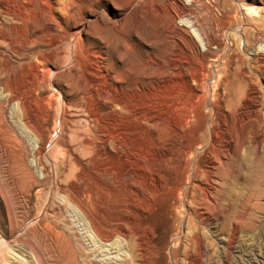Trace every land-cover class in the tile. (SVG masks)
<instances>
[{
	"label": "rangeland",
	"instance_id": "rangeland-1",
	"mask_svg": "<svg viewBox=\"0 0 264 264\" xmlns=\"http://www.w3.org/2000/svg\"><path fill=\"white\" fill-rule=\"evenodd\" d=\"M182 1L185 11L176 0H0V264H264V41L252 36L264 37V0ZM57 51L60 69L48 60ZM100 65L135 103L143 78L156 97L183 81L191 120L176 132L171 111L154 109L149 130L131 124L126 138H149L150 171L111 155L107 173L81 181L87 204L74 205L53 186L67 168L55 139L86 123L71 107L62 124L60 103L89 101ZM32 68L53 74L34 98L43 151L13 97ZM128 115L112 105L102 117L120 126Z\"/></svg>",
	"mask_w": 264,
	"mask_h": 264
},
{
	"label": "bare ground",
	"instance_id": "bare-ground-1",
	"mask_svg": "<svg viewBox=\"0 0 264 264\" xmlns=\"http://www.w3.org/2000/svg\"><path fill=\"white\" fill-rule=\"evenodd\" d=\"M176 1H177L176 3L179 4L181 9L187 10L186 7H185V3L182 0H176ZM188 8H189V6H188ZM176 27L177 26H175V28ZM182 30H184V29H182ZM185 32H187L186 29H185ZM206 32L207 33L204 35L205 36L204 42L206 41L209 44L213 43L215 41V36L213 34H211L212 31H209L210 33L208 31H206ZM202 33H204V31ZM252 36H253V40H255V41H258V42L259 41H264L263 35L258 30H256ZM59 53H60V51L59 52L57 51L56 55H54V56L51 55V56L48 57L49 61L53 60V62L52 61L51 62H52V65H53L54 69L59 68L58 64L60 62H57V56H59L58 55ZM90 54L93 55V53H90ZM98 54L99 55L94 54L95 57H97L99 59H103L104 55L101 52H99ZM74 57L77 58V55L74 56ZM76 60H78V58ZM90 61H92V60H90ZM98 62H99V60L97 61V63ZM75 63H77V62H75ZM80 64H82V63L80 62ZM181 65L182 64H179V63L177 64L176 63V71H174V72L177 75H181ZM89 66H90V64H89ZM103 66H104V70H103ZM80 67H82V66L80 65ZM94 67L95 68L93 70V75L89 79V85L91 86V90H90L91 98H90V100L87 101L89 97L87 98L86 94L84 93L81 96L79 95L80 97L75 102L66 103L64 100H61L62 102L60 103L61 104V106H60L61 107L60 117H62V119L64 121L62 124L66 125L67 120H68V114H69V113L67 114V110L70 109L71 107L75 108V109H78V110H80V111H82L84 113L83 119H84V121L86 123L85 127H79L77 125H74L73 127H69L67 130H65V132L63 133L62 137H56L57 139H55L57 144H58V146H59V148H58L59 149V154H61V157H62L63 163H62V161H61V163L64 166L66 165L67 168H66V170L63 171L62 175L60 174L61 176H59L58 179H53V186H54V189L56 191L61 192L64 195L65 200H67L68 202L70 201L74 205H86L87 204L86 203V199H85V195H84L85 194L84 193V188L85 187H83V185L81 184V181L85 180L88 175L94 174V172L100 173L103 170H104V172H106L108 168L105 169L107 167V166L105 167V165H106L109 157L115 156L116 157L115 161L117 159H119L121 161H124V163H125V165L127 167L135 168V169L137 168L138 171L140 169L141 172L144 173V174H147L148 171H150V166H151V163H152V153H151L152 149L150 148L149 138L146 137V136L143 137V138L139 137L137 142H136V140L135 141L132 140L133 137H132L131 140L126 138V134H128L127 132L130 131L129 126L131 124H132L131 127L134 130V126L133 125L135 123L137 124V122H138V124L143 126V127L142 126L141 127H142V129L144 128L143 130L145 132V130L146 131L149 130L150 126L155 124V122L157 120L161 119L160 118V114L164 110H165V112L166 111H171V113L173 115V118H174V124H173L174 126L172 127V129L174 131H176V132L178 130H180V129L185 130L186 128L184 129V127L191 120V119L188 120L189 116L191 118V115H189L191 113L189 111H188L189 114H188V112L187 113L183 112L184 111V109H183V103L184 102H183L182 93H183V88L185 86V84L183 85V81L175 82L174 87L172 88V90L171 89H170V91L168 90L169 93H167L166 91L164 92V91H162L160 89L161 91H159V92H161V94H160V96L156 97L154 95L155 93L152 92V88L154 87L152 85V83L149 80H145L143 78L141 86L140 85L137 86V88L139 90L138 91L139 95L137 96L136 103H135L134 102L135 100L133 101V100L130 99L135 94L133 96H131V97H129L128 95H126L128 97H122L120 95L114 94L113 90L114 91L117 90V87H118L117 84H116V81H119L118 78L114 77V76H117L116 72H115L116 75L113 76V74H114L113 73L112 76H111L109 71L105 70V68H106L105 65L97 66V68H96V66H94ZM38 69H36V68H32L31 69L30 79L27 80L29 82L24 87V90L22 92L14 91L13 92V97L18 100L20 108L25 113L24 115H26L25 118H27V121L30 123V125L33 127V129L36 131V133L39 135V140L38 141L40 142V144L38 143L39 146H37V149L39 151H43V150H45L44 149L45 148V139H46L47 134L45 133L43 125L38 121V118L36 117V111H35V107H34V98L36 99L37 97H39L38 94H42V96H45L43 93H39V92H41V90L45 89L46 85H50V86L54 87V84H53V81H52L53 74L52 75L50 74V71H51L50 69L51 68L48 70V73L45 76H43L42 72L40 70H38ZM110 69H111V67H110ZM87 71H89V70H87ZM162 72L165 73V72H168V71H167V69L166 70L164 69ZM53 73H55V72L53 71ZM193 78L195 80H199L201 78L200 77V73L197 70L194 72ZM120 79L122 81V78H120ZM119 83H121V82H119ZM121 84H123V83H121ZM122 88H124V87L122 86ZM126 88L128 89V86H126ZM251 90H253V88ZM240 92H241V90L239 89L238 93H240ZM195 93H193V91H192V94H194L193 95L194 99H195L196 94H197V93L196 94ZM257 93H259V92H257ZM136 94H138V93H136ZM256 96L259 97L260 95L257 94ZM239 97H240V95H239ZM247 97L248 96L245 97V100H246ZM133 99H134V97H133ZM240 99H241V97L239 98V100ZM250 99H252V98H250ZM258 101H260V100H258ZM252 102H254V101H252ZM45 103H46V101H45ZM248 103L249 102L247 100L244 103L245 106H248ZM255 104H256V102H255ZM257 104H258V102H257ZM112 105L113 106L114 105L117 106V108L119 110H122V112L123 111H125V112L128 111L129 115L126 118L123 119V120H125L124 122H126L125 125H123L121 123L120 126H119V124L117 122H115V123L114 122L106 123V121H104V118L102 117L103 111L104 112L105 111H109V110L111 111L112 110ZM252 105H253V103H252ZM262 105H264V104H262ZM155 107H157V108H155ZM179 108H182L183 110L179 109ZM241 108H243V107H241ZM254 108H256V106ZM258 108H260V106ZM154 109H156V110L158 109L157 110L158 112H160V110H162V111L160 112V114L158 112H157L158 114H154L153 113ZM244 109L243 110L241 109L242 110V113H241L242 119H243V117L247 118L243 114ZM49 110H51V109H49ZM245 110H248V109H245ZM259 110L260 109H258V111ZM251 114H252V112H251ZM196 115H197V113H196ZM223 115L224 114H222V116ZM47 116L52 117V113L49 112ZM239 116H237V117H239ZM256 116L259 117V115H256ZM73 117H75V116H73ZM218 117L220 118V116H218ZM248 118H247V120H248ZM259 118H262V117H259ZM112 120L113 119H111L110 121H112ZM116 121H118V119ZM219 123H220V121H219ZM224 124L226 125V121H225ZM64 125L61 126V129H62V127L64 128ZM225 125H223L222 122L220 124L221 127H223ZM58 127H60V126L58 125ZM174 127H175V129H174ZM225 127H223V128L225 129ZM136 129H137V127H136ZM176 129H178V130H176ZM220 129L221 128H219V130H217V131H219V133L221 131ZM124 130H125V132H124ZM133 130H131V131H133ZM196 132H198V131H196ZM215 132H216V130H215ZM221 133H223V132H221ZM60 134L61 133H59V135ZM138 135H139V133H138ZM209 136H211L212 140H214V129L211 131V135H209ZM198 137H199V135H198ZM125 138L128 139L129 142L125 141ZM195 139H197V138H195ZM55 140H53V141H55ZM132 141H134V143L135 142L136 143L134 144ZM212 143L214 144V142H212ZM213 144H211V145H213ZM211 145H210V148H212ZM190 149H191V147H190ZM213 150H214V148H213ZM210 151H211V149H210ZM163 152H164L163 154L165 155V150ZM166 154H167V152H166ZM210 161H209V163H210ZM54 162H58V161L55 160ZM115 163H116V165H118L117 162H115ZM53 169H54V167H53ZM110 170L112 171V169H110ZM132 170H134V169H132ZM126 171H127V169H126ZM102 175H103V173H102ZM97 176L93 175V177H94L93 179L96 178L95 180H99V182H101V180L99 179L100 177H97ZM144 178L146 179V177H144ZM148 179H149V177H148ZM133 181H135V180H133ZM237 229L235 231H237ZM233 234H235V232ZM197 235L199 236V234H197ZM196 236H195V238H196ZM198 236H197V238H198ZM206 247L207 246H205V248Z\"/></svg>",
	"mask_w": 264,
	"mask_h": 264
}]
</instances>
